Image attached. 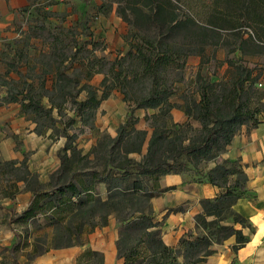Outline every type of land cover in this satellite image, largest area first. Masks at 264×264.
<instances>
[{
  "label": "trees",
  "instance_id": "1",
  "mask_svg": "<svg viewBox=\"0 0 264 264\" xmlns=\"http://www.w3.org/2000/svg\"><path fill=\"white\" fill-rule=\"evenodd\" d=\"M174 1L187 3L111 0L132 29L125 38L129 49L122 57H98L94 52L100 46L93 39L80 42L72 30L53 28L48 33V52L43 54L49 68H42L37 81L10 66L0 75V88L5 89L0 101L17 104L34 124L37 136L64 139L57 154L59 166L44 184L25 169V161L19 167L16 161L0 163L3 175L22 172L17 181L8 182L3 196L13 199L17 182H23L30 193L26 208L19 214L12 211L7 222L22 230L11 229L15 237L8 249L11 253L22 251L30 263L52 250L80 247L75 264H104L103 253L89 247V235L106 227L112 216L119 226L115 247L122 264H203L215 252L214 245L233 238L231 251L236 253L250 241L255 228L235 205L239 200L254 203L256 195L248 187L246 165L240 158L233 161L223 155L240 128H256L261 123L259 115L264 114V94L254 88L260 76L241 62L264 51V0H199L203 3L199 17L205 24L201 26L189 9L179 14ZM130 34L138 41L132 42ZM224 36H230L231 42ZM222 44L231 45L229 52L241 56L225 60L236 78L230 88L198 78V100L192 108L179 109L200 125L197 136L186 142L185 126L170 123L171 111L179 106L170 102L173 87L168 72L184 70L188 57L202 56L206 46ZM11 72L18 78H11ZM97 74L103 75L99 87L91 84ZM133 79L149 82L150 88L132 99L133 104L124 96L128 114L111 137L95 126L96 114L114 90L124 93ZM69 105L72 117L65 113ZM136 110L156 111L145 116L152 122L148 139L145 130L136 128ZM77 123L96 138L86 154L76 144L77 134L71 132ZM202 161L213 167L192 181L205 182L220 192L200 201L202 212L195 215L194 223L202 234L187 233L176 247H169L161 238V223L153 217L150 200L165 191L159 188L160 177L181 174L189 170L188 164L196 167ZM14 264L20 263L14 260Z\"/></svg>",
  "mask_w": 264,
  "mask_h": 264
},
{
  "label": "rangeland",
  "instance_id": "2",
  "mask_svg": "<svg viewBox=\"0 0 264 264\" xmlns=\"http://www.w3.org/2000/svg\"><path fill=\"white\" fill-rule=\"evenodd\" d=\"M110 2L111 0H28L26 4L11 10L4 6L3 0H0V75L10 66L16 70L19 69L23 76H34L33 79L37 81L36 78L41 75L42 68H49V61L43 54L48 52L51 42V37L48 33L50 34L53 28L72 30L80 42L90 38L93 39L100 46L94 52L98 57L104 56L109 60H114L124 56L129 49V43L125 38L129 36L128 34L132 29L117 14V3ZM182 2L184 3L174 1L177 12L183 14L186 12L185 10L189 9L196 16L197 24L200 26L205 25L203 22L204 18L199 17L200 9L203 6L202 2L199 0H186L188 5L185 1ZM103 9L104 11L108 10V12L103 13ZM41 26L47 29V32L41 30ZM245 30L247 33H251V29ZM220 32L223 35L227 34L222 30ZM140 33L143 34V32ZM130 37L133 39L134 36L130 34ZM224 37L231 42L230 36ZM135 38L132 42L138 41ZM180 40L179 37L174 39L175 48L179 46ZM231 49V45L223 44L216 47L206 46L202 56L188 57L184 70L174 69L168 72L169 83L173 87V95L170 97V102L179 106L175 109L182 110L186 106L193 107V102L198 100L200 78L217 83L223 88L231 87L236 77L232 74V70L227 66L225 60L227 58L233 59L235 58L234 56L237 59L241 57L239 53H230ZM21 55L26 56L27 59H21L19 57ZM27 62H29V65H27ZM241 62L242 65L253 69L255 73L259 74L260 77L254 88L264 94V51L255 56H246ZM32 68H34V71L31 70ZM10 77L18 78L15 72H11ZM49 79L48 87L51 84V78L49 77ZM102 79L103 75L97 74L93 77L91 84L99 87ZM149 88V82L143 80L137 82V80L133 79L130 85H126L124 88V93L120 89L114 90L110 97L101 104L95 117V126L100 131L114 137L116 128L124 122L128 114V103L124 102V96L129 99V104H133L132 99L136 98L140 93L148 91ZM4 94L5 89L0 88V98ZM80 98H84L83 94L80 95ZM253 101L255 104L256 100ZM261 102V104H264V95L261 97ZM155 112V110L135 111V116L139 119L136 128L145 130L147 139L152 131L150 127L152 122L145 119V116L150 117ZM65 113L69 117L73 116L70 105L66 107ZM170 116V123L172 125L176 124L172 111ZM263 118L264 114L262 113L259 115V120L261 121ZM180 123L185 126L183 129L185 136L183 137L186 142L188 139H193L197 136L200 128L197 121L192 118L188 119L185 116V120ZM187 124L192 127L191 130L186 127L188 126ZM241 128L236 134V142L240 139V135H246L251 130L250 125L242 126ZM33 129L34 124L19 112L17 104L8 106L0 101V163L16 161L19 167L21 162L25 161L26 168L23 167V169L25 168L28 172L34 174L38 181L44 184L49 180L50 174L58 168L59 160L57 154L64 144V139L60 138L57 141H52L48 137L37 136ZM71 132L77 134L76 144L83 154L88 153L96 143L93 133L87 128L81 127L79 123L75 125ZM145 150L146 142L142 148V154L145 153ZM134 157L140 159V156L134 155ZM223 157H225V154ZM231 160L234 161L235 159ZM262 166H264V160L261 162L260 167ZM188 167L189 170L182 172V174L192 180L199 172L213 167V163L202 161L196 167L194 166L195 168L190 164H188ZM21 175L22 172L6 175L0 172V238L3 237V234L6 235V238H9L11 233L13 243L15 242V237L11 229H14L16 233H20L22 230L16 226L9 227L7 222L11 218L12 211L19 214L15 206H27L30 193L25 191L23 182L16 183L18 193L13 199L5 198L3 191L7 188L8 182L17 181ZM258 182L257 188H264L262 184L264 182V171L260 174ZM101 191L102 195H104L103 189ZM21 197L28 199L26 205L23 204ZM7 206L11 207L8 208ZM260 206H264V203H261ZM110 219L116 222L114 216L110 217ZM201 234L202 231H196V236ZM21 253L22 251L11 253L8 247L0 245V264H14V260H17L20 264H31L33 262L28 263ZM231 264H235V261L233 260ZM256 264H264V252H262Z\"/></svg>",
  "mask_w": 264,
  "mask_h": 264
},
{
  "label": "crops",
  "instance_id": "3",
  "mask_svg": "<svg viewBox=\"0 0 264 264\" xmlns=\"http://www.w3.org/2000/svg\"><path fill=\"white\" fill-rule=\"evenodd\" d=\"M3 2L5 7L12 10L26 4L28 0H3ZM10 105L12 106V104L8 106ZM172 113L175 123L185 120V115L181 110L173 109ZM235 139L236 135L231 145L228 146L225 157L230 160L240 158L242 164L246 165L245 170L250 177L248 187L254 190L256 195L254 203L239 200L235 209L251 221L255 232L245 247L236 253L231 251L233 238L220 245H215L212 247L215 252L203 264H231L233 260L235 264H256L264 252V206H260L264 203V188H257L258 178L264 171V166L260 167L264 160V118L256 128H252L246 135H240L237 142ZM158 184L159 188L165 191L150 200L152 214L155 221L161 223L160 231L164 244L176 247L185 234H196L194 217L202 212L200 201L215 197L220 190L205 182H194L182 173L164 175L160 177ZM262 184L264 185V182ZM21 200L26 205L28 199L21 197ZM15 208L20 213L26 206H15ZM117 230V222L110 219L106 227L98 228L89 235V247L103 253L104 264L123 263V260L117 257L115 247ZM243 233L247 234V231L243 230ZM10 235L6 238L3 234L0 238V245L9 249L13 244L12 234ZM82 250L83 248L80 247L52 250L37 257L31 264H75V258Z\"/></svg>",
  "mask_w": 264,
  "mask_h": 264
},
{
  "label": "built area",
  "instance_id": "4",
  "mask_svg": "<svg viewBox=\"0 0 264 264\" xmlns=\"http://www.w3.org/2000/svg\"><path fill=\"white\" fill-rule=\"evenodd\" d=\"M260 86V84H258Z\"/></svg>",
  "mask_w": 264,
  "mask_h": 264
}]
</instances>
